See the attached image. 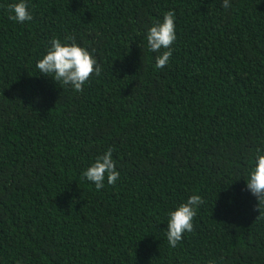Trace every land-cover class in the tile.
Returning a JSON list of instances; mask_svg holds the SVG:
<instances>
[{"label":"trees","instance_id":"trees-1","mask_svg":"<svg viewBox=\"0 0 264 264\" xmlns=\"http://www.w3.org/2000/svg\"><path fill=\"white\" fill-rule=\"evenodd\" d=\"M0 0V264H264V205L247 172L264 151V0ZM175 15L164 68L146 29ZM101 66L74 92L39 75L51 39ZM163 49H161V52ZM120 176L82 172L107 148ZM203 203L175 248L167 214Z\"/></svg>","mask_w":264,"mask_h":264},{"label":"clouds","instance_id":"clouds-1","mask_svg":"<svg viewBox=\"0 0 264 264\" xmlns=\"http://www.w3.org/2000/svg\"><path fill=\"white\" fill-rule=\"evenodd\" d=\"M222 7L228 9L229 0H223ZM7 12L9 19L20 24L31 21L33 18L28 0H16L8 5ZM176 39L173 12L164 13L162 19L155 21L146 29V47L149 52L157 53L156 68H164L169 62L173 51L171 46ZM161 49H163L162 52ZM94 52V49L90 51L87 47L78 44L74 36H68L63 41L53 38L49 41L45 54L37 60L36 69L39 75L50 77L54 83H59L63 88L80 92L92 75L99 76L101 73V66ZM119 176L120 173L113 159V150L110 147L97 156L82 172V177L94 184L97 191L104 188L105 182L115 184ZM243 179L246 182L247 191L258 199L260 210V206L264 205V151H257L252 167ZM202 203V198L193 194L169 210L167 227L164 230L169 247L175 248L184 235L193 230V220Z\"/></svg>","mask_w":264,"mask_h":264}]
</instances>
